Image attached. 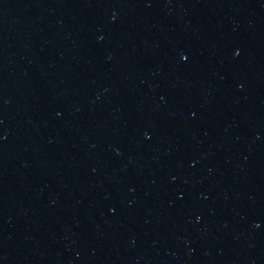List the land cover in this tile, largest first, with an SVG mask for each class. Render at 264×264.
Masks as SVG:
<instances>
[{"label":"water","instance_id":"obj_1","mask_svg":"<svg viewBox=\"0 0 264 264\" xmlns=\"http://www.w3.org/2000/svg\"><path fill=\"white\" fill-rule=\"evenodd\" d=\"M0 165L165 264H264V0H0Z\"/></svg>","mask_w":264,"mask_h":264}]
</instances>
